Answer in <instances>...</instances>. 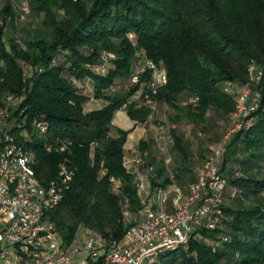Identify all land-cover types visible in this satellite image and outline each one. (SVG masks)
<instances>
[{"label": "trees", "instance_id": "1", "mask_svg": "<svg viewBox=\"0 0 264 264\" xmlns=\"http://www.w3.org/2000/svg\"><path fill=\"white\" fill-rule=\"evenodd\" d=\"M106 51L116 57L97 72ZM140 53L168 74L156 92L147 85L151 69L131 81ZM246 83L258 105L222 157V214L151 264H264V0H0V103L22 97L10 104L20 123L11 130L33 150L43 182L61 159L75 166L71 186L47 210L65 243L83 227L119 241L127 231L123 201L141 208L137 173L124 164L130 130L114 123L119 109L165 126V149L152 126L139 140L138 170L152 189L176 185L187 193L233 125ZM92 96L106 103L85 109ZM35 116L47 122L40 134Z\"/></svg>", "mask_w": 264, "mask_h": 264}, {"label": "built area", "instance_id": "2", "mask_svg": "<svg viewBox=\"0 0 264 264\" xmlns=\"http://www.w3.org/2000/svg\"><path fill=\"white\" fill-rule=\"evenodd\" d=\"M129 36L132 37L133 32H129ZM115 57L114 51H106L93 68L105 73L107 63ZM147 69L152 70L147 85L151 92H156L167 82L168 74L143 53L131 72V81L141 82V75ZM251 90L249 83L240 90L233 125L206 158L187 193L176 185H158L143 193L138 165L144 158L140 154H125L124 164L137 173L141 196L138 211L132 210L127 200L123 201L125 236L119 241H108L95 229L83 227L68 243L63 242L47 210L53 208L71 186L75 166L63 158L52 178L45 182L39 179L33 166V150L11 130L20 123H15L16 117L10 115V104L22 97L8 94L0 103V264H151L163 250L188 244L198 226L214 227L223 210L225 179L220 174L223 154L231 134L243 124L252 123V118L247 116L258 105V97L253 96ZM31 123L39 132L47 128L46 120L40 116L33 117ZM164 131L162 125L155 132L163 149L168 140ZM64 147V142L58 145L61 150ZM152 168V165L148 167ZM111 180L113 188L118 190L120 181L113 176Z\"/></svg>", "mask_w": 264, "mask_h": 264}, {"label": "crops", "instance_id": "3", "mask_svg": "<svg viewBox=\"0 0 264 264\" xmlns=\"http://www.w3.org/2000/svg\"><path fill=\"white\" fill-rule=\"evenodd\" d=\"M105 103H106V100L102 98H96V99L89 98L85 102L84 106H85V109H91V108L100 107ZM117 115H118V118H116ZM116 116L114 118V123L117 124L118 126H121L123 128L130 130L128 134V139L125 143V154L132 155L135 153L136 145L138 144L139 140L142 137H145L147 134L148 130H147L146 124L132 119L128 115L127 110L124 108L119 109L116 113ZM139 177L140 179H142L143 193H144L151 187L148 173L140 171Z\"/></svg>", "mask_w": 264, "mask_h": 264}, {"label": "rangeland", "instance_id": "4", "mask_svg": "<svg viewBox=\"0 0 264 264\" xmlns=\"http://www.w3.org/2000/svg\"><path fill=\"white\" fill-rule=\"evenodd\" d=\"M143 53H144V51H142ZM87 81V80H86ZM116 118H118V115L116 116ZM151 126L153 127L152 129H153V132H155V131H159L161 128H162V124H147L146 125V127H147V130L149 131L150 129H151ZM39 134H40V132H38ZM137 146V145H136ZM82 231V228H80V230H79V232H81Z\"/></svg>", "mask_w": 264, "mask_h": 264}]
</instances>
